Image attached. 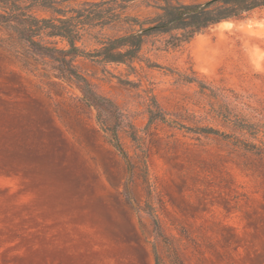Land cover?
<instances>
[{"label":"rangeland","instance_id":"obj_1","mask_svg":"<svg viewBox=\"0 0 264 264\" xmlns=\"http://www.w3.org/2000/svg\"><path fill=\"white\" fill-rule=\"evenodd\" d=\"M169 39L133 69L75 59L97 105L0 26V264H264V156L223 139H249L236 119L264 131V9Z\"/></svg>","mask_w":264,"mask_h":264},{"label":"trees","instance_id":"obj_2","mask_svg":"<svg viewBox=\"0 0 264 264\" xmlns=\"http://www.w3.org/2000/svg\"><path fill=\"white\" fill-rule=\"evenodd\" d=\"M138 1L154 9V16L144 21L129 16L130 5ZM261 9H264V0H0V26L16 36L23 54L49 58L62 77L81 84L88 103L102 105L105 100L94 96L90 82L75 68V59L123 64L133 69L145 39L151 35L169 36L168 43L178 48L217 24L246 19ZM106 27L127 29L124 34L115 36L88 34L89 41L97 46L94 50L78 45L89 29ZM54 39H61L66 46L59 48L57 43L50 42ZM148 113L150 122H167L164 116L152 110ZM229 117L225 119L230 121ZM233 124L249 139L236 136L223 139L246 152L264 156V131L260 126L239 119ZM203 133L221 136L215 130ZM111 137L113 146L127 158L116 130ZM155 226L160 229L157 220Z\"/></svg>","mask_w":264,"mask_h":264}]
</instances>
